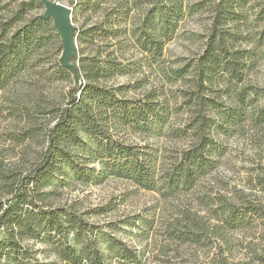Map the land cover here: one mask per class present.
<instances>
[{
    "label": "trees",
    "instance_id": "trees-1",
    "mask_svg": "<svg viewBox=\"0 0 264 264\" xmlns=\"http://www.w3.org/2000/svg\"><path fill=\"white\" fill-rule=\"evenodd\" d=\"M86 1L95 10H102L99 26L107 33L113 19H127L132 13L133 41H124L145 56L148 67L163 58L165 46L187 14L204 10L209 25L197 57L177 69L169 68L165 82L152 85L150 90L130 96L129 91L135 93L139 85L109 86L110 79L122 74L118 59L101 66L95 58L83 57L79 47L70 61L75 74L57 67L63 80L80 79L79 88L67 89L60 102L39 93L33 95L34 101L19 94L8 104L4 111L16 134L8 139L13 148H0V264H6L9 251L21 250L25 239L55 241V255L61 264H107L98 242L87 237L90 229L84 220L67 205H57L53 192L42 191L44 178L62 166L84 184L115 177L154 191L164 180L171 192L191 191L198 206L209 208L217 201L216 210L208 213L221 225L207 230L189 204L168 224L170 242L198 243L211 234L212 245L221 237L223 225L236 221L237 212L229 199L212 200L211 192L203 196L196 193L214 169L215 133L225 134L247 119L264 124V88L246 82L256 63V35L249 13L260 8L258 16L264 22V4H254L255 0H118L111 6L110 0ZM250 2L254 6L248 9ZM37 21L46 22L40 17ZM0 28L1 93L17 85V75L27 65L33 25H23L14 32L5 23ZM259 36L264 38V25ZM76 40L81 43L82 36ZM33 90L45 87L37 81ZM175 122L178 124L173 128ZM162 133L184 141L167 158L160 157L159 148L148 142ZM14 148L19 149L18 154ZM258 207L244 208V212L259 215ZM119 259L121 264L136 262L124 245L119 247ZM19 264L30 263L21 260Z\"/></svg>",
    "mask_w": 264,
    "mask_h": 264
},
{
    "label": "rangeland",
    "instance_id": "rangeland-1",
    "mask_svg": "<svg viewBox=\"0 0 264 264\" xmlns=\"http://www.w3.org/2000/svg\"><path fill=\"white\" fill-rule=\"evenodd\" d=\"M50 1L70 10V23L75 28V34L82 36L81 43L76 40L77 53L81 47L83 57L95 58L101 66L109 64L115 57L118 59L116 63L122 65L118 66L122 74L113 77L107 84L139 85L135 93L129 91L130 96L150 90L152 85L164 83V74L166 76L169 68L177 69L197 57L209 25L206 11L187 14L165 46L163 58L148 67L145 56L124 41L126 38L133 41L129 19L132 13L128 20L113 19L107 33L106 28L99 26L103 22L102 10H95L86 0ZM117 1L110 0L111 6ZM253 3L262 6L264 0ZM253 3L250 2L247 8L252 7ZM259 9L257 7L253 13H249V23L254 26L252 30L256 35V63L246 82L264 88V38L259 36L264 22L258 16ZM43 13L40 0H0V24L5 23L11 32L23 25H33L32 53L27 57V65L17 75V85L0 93V148H13L8 139L16 134V128L4 110L19 94L27 95L34 101L33 95L42 93L48 99L60 102L67 89L79 88L82 84L77 77H70L68 81L61 78L58 72L61 39L51 20L43 24L37 21ZM95 28L102 30L90 34ZM79 57H76V62ZM37 81L43 84L45 90H33ZM20 88L32 90H14ZM176 124L178 122L172 127L176 128ZM148 142L154 148H159L160 157L167 158L176 149L179 150L184 141L168 138L162 133L151 137ZM214 146V169L202 180L204 187L196 196L211 192L212 200L229 199L233 202L237 217L232 225H223L221 237L213 240L212 245H209L211 234L198 243L168 241V224L178 218L180 211L190 206L191 211H197L200 222L207 230L219 223L208 213L212 208L216 210L217 201L214 200V205L209 208L206 205L198 206L191 191L171 192L163 185L164 180L154 191L140 189L125 179L115 177H108L100 183L84 184L62 166L61 170L44 178L42 191L53 192L57 205H67L70 211L84 220L90 229L87 237L98 242L107 264H121L120 245H124L136 257L134 264H264V210L258 207H264V124L256 125L247 119L231 127L225 134L215 133ZM32 149L35 150L34 144ZM14 150L18 154L19 149ZM97 166L95 163L96 170ZM251 206H257L261 213L246 215L244 208ZM54 242L25 239L20 243L21 250L8 252L5 263L19 264L24 260L30 264H61L55 255Z\"/></svg>",
    "mask_w": 264,
    "mask_h": 264
},
{
    "label": "water",
    "instance_id": "water-1",
    "mask_svg": "<svg viewBox=\"0 0 264 264\" xmlns=\"http://www.w3.org/2000/svg\"><path fill=\"white\" fill-rule=\"evenodd\" d=\"M40 4L44 7V13L40 19L51 20L61 39L62 53L59 64L62 68L75 74V68L70 63L71 59L76 56V34L75 28L70 23V10L66 6L50 0H40Z\"/></svg>",
    "mask_w": 264,
    "mask_h": 264
}]
</instances>
